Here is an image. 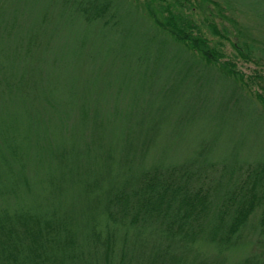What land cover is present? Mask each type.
Returning <instances> with one entry per match:
<instances>
[{
  "label": "trees",
  "instance_id": "1",
  "mask_svg": "<svg viewBox=\"0 0 264 264\" xmlns=\"http://www.w3.org/2000/svg\"><path fill=\"white\" fill-rule=\"evenodd\" d=\"M114 1L0 0V264H264V141L248 137L264 114L244 93L257 83L264 103V0H127L166 36L156 92L138 36L107 77ZM211 4L250 12L261 36L224 13L232 28L197 22ZM216 78L236 97H202L200 114L238 117L239 155L185 142L197 95L182 90Z\"/></svg>",
  "mask_w": 264,
  "mask_h": 264
},
{
  "label": "rangeland",
  "instance_id": "2",
  "mask_svg": "<svg viewBox=\"0 0 264 264\" xmlns=\"http://www.w3.org/2000/svg\"><path fill=\"white\" fill-rule=\"evenodd\" d=\"M143 1L144 0H136V2H138L137 4L141 5L140 10H144L142 9V5L144 6ZM114 2L115 5L120 8L121 23L125 26L126 29L124 28V32L121 34V36L118 38V42L115 44L116 51L111 56L110 61L111 70H108L107 67L105 69L107 71V77L109 76V74L111 76L112 73H115V75L113 76H116L117 68L120 71L119 66L123 65L124 69H127V66L125 65V60L128 56V53L130 52L129 48L134 47L135 45V43L133 42L135 41L134 36H138L140 37V48H138L140 53H143L141 54L143 59L141 60L140 64L138 62L140 66V69L138 70L139 72H141L143 70L145 71V69H148V71L154 74V76L149 79V83L152 87V90L156 92L163 87L162 85L165 82L163 81V79H161V77H163V71L161 64L158 63L159 60L157 58V55L162 51L161 45H165V33L161 31L148 16L144 15L143 13H140L139 9H137L135 5H130L127 0H115ZM126 8H128V10H126ZM193 11L194 12L192 13L189 9H186V12L188 14L192 13L193 17L197 20V22H202L203 19L206 18V16H209L210 18L215 20L221 27L224 24L228 25L230 28L233 27V24L227 18H225L222 13L234 16V18L238 19L239 22L243 25V27L247 29L246 31L248 33V36H261L259 34V28L256 29L257 32L255 31L256 21L252 14L238 7L234 9H228L224 7V9L222 10V8H219L218 5L211 4L209 10L203 11V9L199 5H197V7ZM205 30L207 31L208 28H205ZM208 34H210V38H216V36L212 33ZM93 37L95 40L101 41V39L99 38V33H94ZM222 47L230 55L235 53L232 44L229 40H226L225 44L222 45ZM172 49L174 50L173 46L171 47L169 53L172 52ZM163 51L165 52V49H163ZM232 59L237 62L238 68L242 69L247 74L254 73L256 68L259 67L256 63L252 61L245 62L241 58ZM113 63H116L118 65L116 66ZM206 70L211 73L208 74L207 77L211 76L212 74L214 75V73L218 72L217 68L211 69L208 67ZM110 78H112V76ZM234 87L235 86L230 80H225L224 78H216L211 83H209V81H203V84L198 87L196 86V88L190 85H187L183 88L182 91L186 92L185 96H189V94L197 95L194 99L195 105L192 106L196 107V112L198 113L197 118L193 121L190 126L186 128L187 135L185 136V142L190 143L191 140V143H193L194 138L196 139V141H199L204 138L207 143L215 145L214 148L218 153L227 154L229 150H233L234 154L238 155L242 153L239 150L240 146L236 147L235 145L231 144L233 143V140L241 141L242 139L240 138L239 131L235 130L236 124L234 121L239 120L238 117H219V119L215 118L213 120V118H211V115H209L208 111H204L205 113L203 112L202 114H200L202 97L208 98L207 100L210 105L207 107H211V110H213L214 108L221 106L222 103H224V101L229 99L230 97H236L234 95L236 89L233 91ZM188 90H191V93H188ZM244 90V93L246 95H249L256 102L259 111L258 114H264V103L257 97L258 92H262V89L259 88V85L257 83H250V87L244 86ZM222 98L225 99L223 100ZM220 99L221 102L217 104ZM246 103L250 104L248 103L247 99L243 98V106L246 108H250L247 106ZM258 125H260L258 126L260 127V130L255 135H247L250 140H257L258 138L264 141V121L259 122Z\"/></svg>",
  "mask_w": 264,
  "mask_h": 264
}]
</instances>
